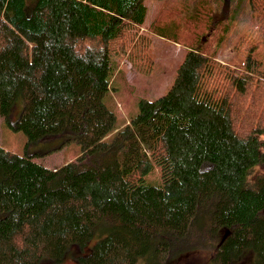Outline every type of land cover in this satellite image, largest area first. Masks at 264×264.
Wrapping results in <instances>:
<instances>
[{"label": "trees", "instance_id": "16d2710c", "mask_svg": "<svg viewBox=\"0 0 264 264\" xmlns=\"http://www.w3.org/2000/svg\"><path fill=\"white\" fill-rule=\"evenodd\" d=\"M160 1L146 23L145 0H0V113L20 100L29 141L71 131L82 148L52 169L0 145V264L60 261L95 228L82 264H166L206 224L230 229L220 257L264 264V0H249L236 64L219 59L233 4L222 18L224 0ZM153 36L183 60L122 123L104 97L121 59L154 69Z\"/></svg>", "mask_w": 264, "mask_h": 264}, {"label": "rangeland", "instance_id": "374dc122", "mask_svg": "<svg viewBox=\"0 0 264 264\" xmlns=\"http://www.w3.org/2000/svg\"><path fill=\"white\" fill-rule=\"evenodd\" d=\"M145 2L148 5L145 22L149 23L160 8L161 1L145 0ZM232 4L236 9V20L221 46L219 59L230 64H236L243 62L245 56L237 52L235 43L242 34L256 24V16L249 0H234ZM151 54L155 65L150 72L140 70L133 66L129 60L121 59V56H114L118 61L120 59L121 61L119 62V69L117 68L112 78V86L105 95L104 101L118 114L122 123L131 114L138 112L140 96L154 98L169 89L175 76L176 67L183 60L184 49L172 41L153 36ZM253 54L262 61V66L264 67V43ZM22 108V102L17 100L8 119L0 113L1 146L21 155L27 154L34 161L52 169L60 167L81 154V144L71 131L51 135L37 141H29L28 136L23 131L13 127L19 118ZM117 130V128L113 130L105 139L110 140L113 138ZM203 223L206 224V222ZM210 226L206 224L205 227L208 229ZM95 229V235L87 245L78 249L70 247L60 261L46 259L42 264H82L81 257L87 256L91 251L92 245L103 235V233L99 232V228ZM205 237L207 239L203 242H208V244L195 240L193 246L204 244L202 247L209 248L217 241L219 236L217 235L216 238L212 237L211 239V236L206 234ZM200 239L202 240V238ZM181 248L182 246L179 244L175 245L172 257L166 264H188L187 260L180 255ZM192 253L195 256H205V254L208 255L209 250L203 249L201 252L194 251Z\"/></svg>", "mask_w": 264, "mask_h": 264}, {"label": "flooded vegetation", "instance_id": "af4514ba", "mask_svg": "<svg viewBox=\"0 0 264 264\" xmlns=\"http://www.w3.org/2000/svg\"><path fill=\"white\" fill-rule=\"evenodd\" d=\"M209 231L206 234H209L213 238H216L217 235L219 236L217 241L213 243V245L209 248L207 247H202L204 244H201L200 246L197 245L195 248H190L188 246V242L190 243L191 246H193V241H189L190 238L187 239L186 241H182L181 243V253L180 255L183 256L184 259L187 260L188 264H256V256L255 253L253 252L252 249H243L242 251L234 254L235 256H231L228 259H223L220 257V253L223 251V246L225 240L228 238V236L231 234L230 229H225V228H214L215 232H213V229L208 228ZM205 239H207L205 237ZM208 244V242H206ZM209 250L208 255L205 254V256H195L194 251H199L201 252L202 250Z\"/></svg>", "mask_w": 264, "mask_h": 264}, {"label": "water", "instance_id": "95a60500", "mask_svg": "<svg viewBox=\"0 0 264 264\" xmlns=\"http://www.w3.org/2000/svg\"><path fill=\"white\" fill-rule=\"evenodd\" d=\"M231 0H224V4L222 7L221 17L224 18L230 12ZM205 39V38H204Z\"/></svg>", "mask_w": 264, "mask_h": 264}]
</instances>
